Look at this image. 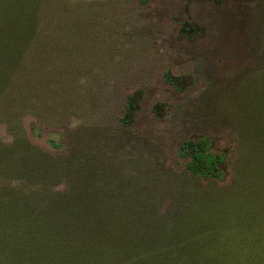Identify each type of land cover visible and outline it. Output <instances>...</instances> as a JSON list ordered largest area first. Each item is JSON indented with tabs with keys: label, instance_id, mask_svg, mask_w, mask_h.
<instances>
[{
	"label": "rangeland",
	"instance_id": "rangeland-1",
	"mask_svg": "<svg viewBox=\"0 0 264 264\" xmlns=\"http://www.w3.org/2000/svg\"><path fill=\"white\" fill-rule=\"evenodd\" d=\"M40 13V62L18 65L34 70L22 88L36 103L15 84L10 89L12 70L0 94L2 160L33 154L35 168L50 152L57 158L75 150L81 158L83 149L99 148L88 153L95 160L86 171L73 170L76 188L96 186L98 177L118 192L129 178L123 184L139 192L149 216L123 211L125 196L104 202L128 226L174 222L194 205L204 210L214 191H228L227 209L217 208L220 224L211 226L217 239L208 237L235 255L230 264H264V0H47ZM61 94L79 98L71 103L86 99L85 108L69 119ZM128 97L135 107L125 125ZM202 137L224 157L222 180L191 176L178 155L184 140ZM19 162L28 168L25 157ZM19 171L0 174V190L23 195V186L48 179L19 183L12 174ZM70 177L58 189H70Z\"/></svg>",
	"mask_w": 264,
	"mask_h": 264
},
{
	"label": "trees",
	"instance_id": "trees-1",
	"mask_svg": "<svg viewBox=\"0 0 264 264\" xmlns=\"http://www.w3.org/2000/svg\"><path fill=\"white\" fill-rule=\"evenodd\" d=\"M148 1L140 0L142 4ZM46 2L47 0H0V94L5 91V79L14 70L15 79H8L10 89L15 84L21 93L27 94L26 99L36 103L35 93L26 92L22 88V84L29 85L30 79L23 76L33 75L34 70L28 64L23 68L18 65L21 62L34 64L40 62L38 59L41 55L38 52L41 51L36 36L39 28H43L46 22L40 13ZM16 61L17 64L14 66ZM63 76L68 79L69 73L65 71ZM168 80L180 88L174 78L169 76ZM61 98L62 104L73 99L79 100L73 96L66 97L65 94H61ZM85 101L86 99L79 103L75 101L68 104L67 109L71 112V115H68L69 119L73 118V114L79 108H85ZM134 107L132 97H128L125 117L121 120L125 125L130 124L129 117ZM83 150V153L77 154L81 158L74 157L75 150H71L70 155H67L66 151V155L62 153L64 155L56 156L57 158H53L50 152L45 155V162L39 161L35 168L30 163L33 154L21 156L13 154L16 157L11 161H4L2 160L4 154L0 153L2 166L0 174L6 170L21 168L22 171H19L18 176L16 172L12 173L16 182L18 180L22 183L28 178L33 181L38 177L48 178L43 182H36L39 183L36 186H23V195L13 192L9 186L0 190V264H228V261L230 264V261L232 262L235 255L230 250L227 252L223 246H219L220 244L215 245L216 242L208 237L211 236L215 241L217 239L216 235H213L211 226L213 222L220 224L216 219L219 214L217 208L221 210L220 213L227 209L228 191L223 193L214 191L212 197H205L208 199L205 201L207 206L204 210L198 211L196 210L198 206L194 205L195 211L180 213L174 222L169 219L166 223L155 226L149 220L140 222L138 226H128L124 222L128 220L126 215L115 216L113 219L111 214L108 215L109 210H106L104 202L110 200L114 204L118 196H125L129 201L125 200L128 205L122 204L123 211L134 214V217H138L139 213L140 218L149 216L151 213L142 209L144 202L138 201L139 192L135 188L125 186H130L129 178L126 177L120 184L124 187L123 191L105 190L103 178L98 177H96V186L84 183V185L80 184L81 188H76L78 184H75L73 170L86 171L89 162L95 160L92 158L88 161V153H99L100 149L87 147ZM178 155L180 158L188 159L187 170L191 176L198 179H223L224 173L220 169V164L224 162V157L211 150L208 137L184 140L178 148ZM22 157H25L28 168L19 162ZM86 175L87 172L82 173L84 178ZM70 176L73 179L70 182L71 188L65 189L66 191L58 189L59 182L65 178L71 180ZM115 179L119 182L117 177H111L112 184L115 183L113 182ZM192 200L189 199L190 202ZM212 207H216L213 212L210 210ZM146 213L147 215H144ZM208 222L211 224L207 225ZM206 228H210V235L206 233ZM241 259L243 258L239 260Z\"/></svg>",
	"mask_w": 264,
	"mask_h": 264
}]
</instances>
